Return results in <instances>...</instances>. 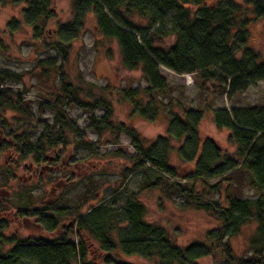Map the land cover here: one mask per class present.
<instances>
[{"label":"trees","instance_id":"16d2710c","mask_svg":"<svg viewBox=\"0 0 264 264\" xmlns=\"http://www.w3.org/2000/svg\"><path fill=\"white\" fill-rule=\"evenodd\" d=\"M17 1L27 3L24 21L34 28L37 38H42L46 25L56 18L52 0ZM73 9L75 23L61 26L60 35L71 41L78 36L86 14L93 13L103 36L117 42L122 66L142 72L148 86L143 91H122L121 98L147 121L158 117L159 98L168 90L161 67L177 75H196L205 83L222 84L228 98L264 82V63L248 45L250 22L264 18V0H75ZM133 16L147 24H137ZM168 37L175 39L174 44L159 46ZM57 49L66 60L68 46L63 43ZM61 76L62 95L39 101L40 106L53 107L57 119L53 126L43 121L35 137L28 131L34 122L30 103L21 93L4 87L6 79L16 75L0 70V108L12 111L23 122L17 130H0V156H5L0 162L4 180L0 184V264H96L88 260L94 246L103 256L102 264H131L122 261L120 254L153 264H199L209 257H219L222 264H264V106L212 109L216 128L230 132L228 141L235 147L236 158L222 151L214 140L202 137L204 110L189 107L183 117L169 113L167 136L146 147L134 128L113 122L114 109L108 98L76 101ZM67 99L91 115L85 130L99 137L95 147L106 133H123L131 140L134 168L120 180L118 190L129 175L146 164L169 179L179 178L170 154L175 143L181 144L178 156L193 169L180 177L184 184L172 182L164 190L169 196L184 198L186 207L205 211L220 221L219 227L207 234L205 244H174L146 222L145 208L136 194L128 197L121 213L109 205L82 217L80 208L57 207L56 190L77 180L64 163L86 137L85 130L62 109ZM98 109L103 116L94 115ZM21 170L28 173V182L19 174ZM51 170L58 173L53 180L47 176L53 175ZM46 183L52 186L48 196H35L36 185ZM198 186L211 189L219 197L208 198ZM246 188L254 191L255 199L245 198ZM123 223L127 226L120 229L118 224ZM250 223L256 225L249 241L250 255L239 257L225 238L235 236ZM13 224L62 236L29 243L18 233L6 235ZM71 236L77 241H69Z\"/></svg>","mask_w":264,"mask_h":264},{"label":"rangeland","instance_id":"374dc122","mask_svg":"<svg viewBox=\"0 0 264 264\" xmlns=\"http://www.w3.org/2000/svg\"><path fill=\"white\" fill-rule=\"evenodd\" d=\"M75 0H52V8L56 18L50 21L42 38L36 37L33 27L24 21L26 2L17 0H0V70L16 75V78L6 79L4 87L21 93L30 103L34 115V122L28 130L35 137L41 132L44 121L50 126L56 121L55 110L50 105L40 106L39 101L62 95L61 75L69 86L72 97L79 102H93L96 99L108 98L114 109L113 122L117 125L125 124L134 128L144 140L146 147L152 145L159 137L167 136L168 114L173 112L184 116L187 107L203 109L204 116L200 126L203 138L214 140L230 156L236 158L235 147L229 143L230 132L219 130L214 124L212 109L226 107L264 106V82L250 87L246 92L227 97L223 85L215 82H203L193 74L177 75L161 67V74L168 81V90L161 95V109L154 121H147L134 111V107L121 98L122 91L140 89L148 86L140 70L128 71L122 66V57L115 40L103 36L97 26L93 13L84 17L78 36L66 41L67 36L60 35L61 26L75 23L73 9ZM139 25H146V21L131 17ZM173 37L166 38L159 46L167 48L174 44ZM68 46V55H63L57 46ZM248 45L259 53L260 62L264 63V18H255L249 25ZM142 93V92H141ZM62 107L67 116L80 129L87 126L90 114L86 113L79 104L71 105V99L64 100ZM147 104V98L143 105ZM104 112L96 110L95 116L101 117ZM23 122L17 120V115L10 110L0 108V130L4 133L17 130ZM36 129V130H33ZM84 144L76 151L70 152L66 159V167L74 173L77 180L62 184L56 190L57 207L79 209L82 217L90 214L94 209L111 205L117 213H121L128 197L136 194L146 211V222L159 228L174 244L187 247L194 243L205 244L207 234L219 227L220 221L209 216L205 211L185 206V199L174 195L169 196L164 190L167 184L186 181L180 177L193 169L192 164L183 163L178 156L180 143H175L170 154L171 164L179 170L180 179H169L149 165L129 175L124 187L118 190L119 182L124 175L134 168L131 158L135 152L131 140L123 133L103 134L102 143L96 147L99 137L92 131H86ZM1 135V134H0ZM3 137V136H1ZM2 140L0 139V144ZM94 145L95 149L91 146ZM119 153V154H118ZM5 156H0V162ZM67 169V168H65ZM54 172V170H51ZM46 172V171H45ZM50 172L47 170L46 173ZM22 177H27L26 170L19 171ZM34 174L37 175L35 172ZM48 174L49 180L54 176ZM25 178V182H28ZM4 180L0 176V184ZM213 183V181L211 182ZM42 186V187H40ZM51 185L38 184L34 190L37 197H47ZM197 189L203 190L202 186ZM212 200L219 195L211 189L203 190ZM245 198L255 199L254 191L246 188ZM13 216V215H12ZM12 221V220H11ZM126 224H118L125 229ZM255 223L242 227L240 232L232 237H226L234 253L239 257H248L249 241L255 231ZM18 233L22 240L34 243L38 239L54 240L61 237L59 233L48 236L35 230H27L22 225L13 224L6 233L11 236ZM69 241H77L73 236ZM93 248V247H92ZM122 261L131 264H153L137 256L120 254ZM88 260L102 264L103 256L96 246L89 254ZM199 264H222L219 257H209L199 261Z\"/></svg>","mask_w":264,"mask_h":264}]
</instances>
